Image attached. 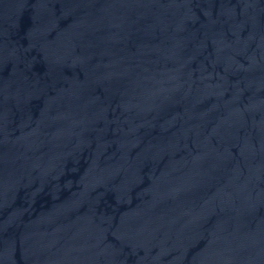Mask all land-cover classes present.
I'll return each mask as SVG.
<instances>
[{
    "label": "water",
    "instance_id": "obj_1",
    "mask_svg": "<svg viewBox=\"0 0 264 264\" xmlns=\"http://www.w3.org/2000/svg\"><path fill=\"white\" fill-rule=\"evenodd\" d=\"M0 264H264V0H0Z\"/></svg>",
    "mask_w": 264,
    "mask_h": 264
}]
</instances>
